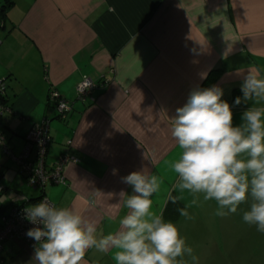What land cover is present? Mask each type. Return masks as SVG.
Instances as JSON below:
<instances>
[{
    "label": "crops",
    "instance_id": "crops-1",
    "mask_svg": "<svg viewBox=\"0 0 264 264\" xmlns=\"http://www.w3.org/2000/svg\"><path fill=\"white\" fill-rule=\"evenodd\" d=\"M252 67L264 78V0H12L0 22L1 104L9 110L0 117V137L16 155L25 133L47 122L45 167L63 152L75 162L43 194L96 221L98 237L118 231L128 213L119 194H132L122 182L132 172L162 178L152 211L170 221L174 214H163L169 194L177 202L188 194L174 188L178 177L168 166L181 152L170 119L192 90L217 86L236 126L238 113L254 106L234 104ZM83 78L95 89L81 104L74 88ZM49 90L69 103L64 118L47 100ZM1 177L11 178L10 198L22 196L1 211L38 198L37 190L21 192L22 178L0 148L4 184ZM112 254L91 248L85 260L115 264ZM0 261L37 264L18 240L2 244Z\"/></svg>",
    "mask_w": 264,
    "mask_h": 264
},
{
    "label": "clouds",
    "instance_id": "clouds-1",
    "mask_svg": "<svg viewBox=\"0 0 264 264\" xmlns=\"http://www.w3.org/2000/svg\"><path fill=\"white\" fill-rule=\"evenodd\" d=\"M252 67L243 78L242 97L234 104L253 101L242 113L241 123L233 125L230 105L222 99L217 86L194 89L187 102L176 109L171 121V136L181 152L168 162L177 174L175 189L193 197L191 205L215 201V215L235 214L251 198L242 219L264 234V78ZM132 194L124 205L128 213L120 220L119 230L97 235V222L77 214L68 207H57L41 201L25 209L33 225L26 235L37 242L34 258L37 264H87L89 249L112 251L115 264H187L185 256L198 264L192 247L187 246L177 226L152 211L154 194L160 191L162 178L144 171L122 177ZM176 203L180 197L169 194ZM186 205L178 209L186 220H193Z\"/></svg>",
    "mask_w": 264,
    "mask_h": 264
},
{
    "label": "rangeland",
    "instance_id": "rangeland-1",
    "mask_svg": "<svg viewBox=\"0 0 264 264\" xmlns=\"http://www.w3.org/2000/svg\"><path fill=\"white\" fill-rule=\"evenodd\" d=\"M241 116L242 113H238L236 126L241 123ZM1 178L4 184H0L3 188L0 204L9 206L10 202H19L22 196L16 197L13 194L10 198L12 193L8 188L11 178ZM20 189L26 195H37V191L28 188L22 179ZM186 196L184 202H178L182 208L191 205L192 195L188 193ZM250 203L249 197L248 201L238 207L235 214L221 218L215 215L216 202H205L201 196L197 205L187 208L194 217L193 220H186L178 213L177 218L166 222L177 226L181 236L186 239L187 246L192 247L193 254L198 257V264H264V234L259 233L254 226L244 223L242 219L243 212L249 209ZM184 259L187 264H193L190 257L185 256Z\"/></svg>",
    "mask_w": 264,
    "mask_h": 264
},
{
    "label": "built area",
    "instance_id": "built-area-1",
    "mask_svg": "<svg viewBox=\"0 0 264 264\" xmlns=\"http://www.w3.org/2000/svg\"><path fill=\"white\" fill-rule=\"evenodd\" d=\"M94 89L95 84L91 80L83 78L74 88L75 99L81 104L88 103L91 101V94ZM3 94L4 83L0 81V97ZM47 100L53 105L59 119L64 118L71 109L69 103L55 91H48ZM5 113H9L8 108L0 104V117ZM47 132V122H41L31 127L25 133L22 147L16 155L5 147L3 139L0 137L1 151L15 165L18 175L24 180L28 188L39 192L38 198L31 205H14L0 212V251L2 244L8 240L21 241L30 250L34 251L37 242L27 237L26 233L31 228L39 225H33L26 219L25 209L41 201L49 202L43 194L44 188L62 183L64 181V166L67 163L75 162L72 157L63 152L49 168L45 167V156L50 142ZM1 191L2 188L0 187Z\"/></svg>",
    "mask_w": 264,
    "mask_h": 264
},
{
    "label": "trees",
    "instance_id": "trees-1",
    "mask_svg": "<svg viewBox=\"0 0 264 264\" xmlns=\"http://www.w3.org/2000/svg\"><path fill=\"white\" fill-rule=\"evenodd\" d=\"M12 5V0H3L2 4L0 5V22H2V19L4 18L5 12L8 8H10ZM3 96L0 97V104L3 102ZM30 202H35V200H30ZM180 203H172L171 200H168L166 203L165 208L163 209V214L167 216L168 218L171 217L172 214L173 218H176V214L179 213L178 209H180ZM1 212V210H0Z\"/></svg>",
    "mask_w": 264,
    "mask_h": 264
}]
</instances>
